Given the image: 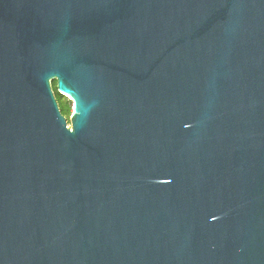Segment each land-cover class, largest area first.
<instances>
[{"label": "water", "instance_id": "1", "mask_svg": "<svg viewBox=\"0 0 264 264\" xmlns=\"http://www.w3.org/2000/svg\"><path fill=\"white\" fill-rule=\"evenodd\" d=\"M0 264H264V0H0Z\"/></svg>", "mask_w": 264, "mask_h": 264}, {"label": "trees", "instance_id": "2", "mask_svg": "<svg viewBox=\"0 0 264 264\" xmlns=\"http://www.w3.org/2000/svg\"><path fill=\"white\" fill-rule=\"evenodd\" d=\"M53 91L55 92V97L57 99V102L59 104V107H60V110H61V113L66 116L68 114V110L69 109V106L68 104L66 105L64 102H62V99L63 97L60 96L57 92H56V85L55 83H53Z\"/></svg>", "mask_w": 264, "mask_h": 264}, {"label": "rangeland", "instance_id": "3", "mask_svg": "<svg viewBox=\"0 0 264 264\" xmlns=\"http://www.w3.org/2000/svg\"><path fill=\"white\" fill-rule=\"evenodd\" d=\"M62 102H64L66 105L68 104V106H69V109H67L68 114L65 117L68 119V124L70 125V120H71L72 115L74 113L73 112V105L66 97H63Z\"/></svg>", "mask_w": 264, "mask_h": 264}]
</instances>
